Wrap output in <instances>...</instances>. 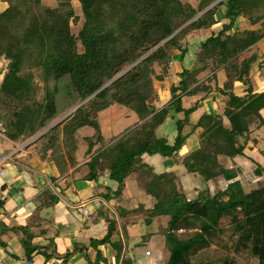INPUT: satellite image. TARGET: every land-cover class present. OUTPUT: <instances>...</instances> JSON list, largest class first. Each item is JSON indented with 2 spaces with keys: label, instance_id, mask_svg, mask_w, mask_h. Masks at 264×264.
Wrapping results in <instances>:
<instances>
[{
  "label": "trees",
  "instance_id": "trees-1",
  "mask_svg": "<svg viewBox=\"0 0 264 264\" xmlns=\"http://www.w3.org/2000/svg\"><path fill=\"white\" fill-rule=\"evenodd\" d=\"M74 1L81 4L85 19L77 36L72 33L70 24L71 20H78L72 5ZM198 1V6L194 7L182 0H57L55 7H48L41 0H5L8 7L0 13V56L5 53L11 62L2 91L7 98L19 102L27 100L33 91V77L31 73L23 75L22 71L27 67L42 70L44 81L50 80L54 84L52 89L47 87L46 109L41 110V122L39 118L35 120L44 129L51 125L48 121L57 114L56 93L61 88L60 81L62 83L67 76L80 101L93 96L89 106L95 111L105 110L113 103L127 106L138 115L140 120L136 126L140 127V132L132 140L104 150L102 170L107 168L110 178L118 182L115 194L121 192L128 176L138 174L150 206L139 207L135 213L147 214L148 221L157 217L168 219L163 230L164 250L168 255L165 264H193L192 254L208 248L211 236L228 226L234 230L231 239L235 255L223 264H250L252 261L264 264V186L247 191L238 178L241 171L220 165L211 153L209 141V137L223 138L222 143L213 139V142L217 141L213 147L219 154L232 159L244 154L251 130L264 127V91L254 93L250 81V67L255 57L242 59L264 34L260 31L232 33L241 17L252 24L262 19L259 14L264 10V0ZM221 7L226 8L225 16L229 22L223 24L216 35L213 32L206 39L190 38L194 33L211 30L218 24L216 14ZM79 42L83 52L79 51ZM175 52L181 53V80L179 85L172 87L170 102L157 109L147 101L155 93L154 80L164 81L170 75ZM188 56L196 58L193 68L187 63ZM156 63L162 66V74L155 71ZM207 68L212 70L206 77L208 82L216 79L218 70H224L225 87L215 89L226 94L229 100L223 115L205 113L199 118L194 129H202L199 138L203 144L199 150L185 156L181 164L187 172L198 173L206 183L219 176L231 182L215 194L207 188L189 198L176 173L156 174L152 167L143 163L142 157L144 154L158 155L179 163L177 157L187 139L184 128L201 103L197 100L186 109L183 96H207L213 91L208 82L198 78ZM236 81L246 87V95L233 93L230 87ZM64 95L68 98L66 91ZM28 111L33 113L31 109L23 108L18 115L13 123L16 131L8 136L10 139L18 140L24 136L22 121ZM83 111L80 107L68 118L64 141L72 139V131L89 124L85 115L79 124L76 122V117ZM224 117L229 120V128L224 127ZM168 118L176 133L174 142L160 136V129ZM35 121L30 123L32 133L38 130ZM60 124L34 142L43 144L40 153L56 147L58 134L50 137L48 143L44 140L51 132H60ZM204 138H208L207 141ZM202 157L209 158L202 160ZM255 173H261L260 166ZM117 213L123 217L125 212L122 209ZM115 224V221L110 222L108 235L102 243L110 241ZM192 229L197 231L191 237L178 235L180 230ZM119 244L122 252L123 245ZM125 262L123 259V264Z\"/></svg>",
  "mask_w": 264,
  "mask_h": 264
},
{
  "label": "crops",
  "instance_id": "crops-1",
  "mask_svg": "<svg viewBox=\"0 0 264 264\" xmlns=\"http://www.w3.org/2000/svg\"><path fill=\"white\" fill-rule=\"evenodd\" d=\"M225 14V7L218 9L216 19L219 23L213 26L209 32H218L223 24L229 22ZM244 31H260L264 34V26L262 21L252 24L247 18L241 17L237 20L232 33ZM194 35L196 36L197 32L190 38L195 37ZM263 47L264 38L242 56V59L246 55L247 58L255 57V61L250 67V78L255 80L254 93L264 91V79L260 78L264 70V51L261 50ZM179 53L175 52L173 58L179 56ZM190 58L191 56L187 58L189 62H191ZM194 64L196 65V63ZM179 73H176L178 82L181 80ZM215 75L216 79H212L215 81L214 91L207 96H183L184 108H187V104H195L196 100H201L199 108L204 110L201 112L198 108L190 116L189 124L184 128V135L187 139L184 148L177 157L179 163L173 158H163L158 155L144 154L142 157L143 163L152 167L156 174L176 173L186 194H195L196 192V195H191V198L197 196L200 187H196L188 179L184 185L183 179L185 176H189L186 175L189 172L185 171L186 168L181 163L185 156L193 153L195 149H199L200 144L197 138L200 134L198 131L201 130L202 132V129H194V125L205 113L218 115L219 109L222 114L224 106L229 100L226 94L215 89L216 87L219 89L225 87L226 75L224 70H218ZM202 79L200 80H207L206 78ZM230 88L236 96L247 94L246 87L241 82H234ZM180 116L182 117L181 114ZM223 122L225 127L229 128L230 123L226 117L223 118ZM262 129L253 128L251 130V133L255 131L257 135L252 138L250 133L247 147L251 148H246L244 154L232 159L224 155L219 156V159L227 157L226 159L231 164L227 166L228 168H237L241 171L238 178L243 186L241 176L248 174L243 172L246 167L251 168L253 176L262 182L261 188L264 186V167L261 163L263 157L260 155V151L264 154ZM160 130L161 137H167L171 142H174L176 133L171 127L169 118ZM0 136L4 139V141L1 140L3 142H0V264H123V259H126L125 264L166 263L168 255L164 250L165 236L163 230L165 224L162 219L166 217L154 218H161L159 229L160 231L163 230L154 236H159L163 240L159 246L162 247L160 248L161 252L156 253L148 248L142 253L129 246L126 231L128 230V234H132L133 226L137 223H134L130 218L139 207L149 208L150 206L146 192L139 184L137 173L128 176V182L126 180V184L123 183L121 192L115 194L119 184L110 178L109 170L107 168L102 170L97 178L92 179L91 169L88 167L90 157L87 159L78 157L80 148L70 146L73 145L71 139L65 151L71 152L72 157L67 154L66 157H50V151L47 153V157H41L42 143L25 141L24 145L16 148L20 139L12 140L1 132ZM59 142L65 146L62 140ZM15 151L17 152L8 160L1 159V156L10 155ZM222 166L225 167L224 164ZM258 166L261 167V173L256 175ZM227 182L228 185L231 181ZM205 184L207 183L205 182ZM122 209L125 212L123 214L124 219H128L126 229L122 221L123 217L117 213L118 210L122 212ZM111 221L116 222L115 230L111 234L110 241L102 243L108 235ZM156 222L158 221L156 220ZM140 237L144 236L138 233L136 238L139 239ZM154 237L147 238L149 243ZM119 243L123 245L122 252L119 251Z\"/></svg>",
  "mask_w": 264,
  "mask_h": 264
},
{
  "label": "rangeland",
  "instance_id": "rangeland-1",
  "mask_svg": "<svg viewBox=\"0 0 264 264\" xmlns=\"http://www.w3.org/2000/svg\"><path fill=\"white\" fill-rule=\"evenodd\" d=\"M41 1H42V4L44 6L55 7L57 5V0H41ZM182 2L183 3L189 2L194 7H197L198 3H199L198 0H182ZM72 5H73L74 10H75L74 11L75 15L78 17V20L77 21L71 20L70 24H71L72 33L77 36L83 27L85 19H84L83 12L81 9V4L78 1H74V2H72ZM7 7H8V4L5 2V0H0V13L3 12ZM263 12H264V10L260 11L259 15H261L262 19L258 20L257 23L262 21V25L264 26V17H263L264 13ZM209 31L210 30L197 32L196 36L199 40H200V37H204V38L210 37L213 32H209ZM260 31H262V30H260ZM216 34H217V32L214 33V35H216ZM78 45H79L78 46L79 51L83 52V47H82L80 42L78 43ZM193 48L196 49L195 46ZM261 50L264 51V47ZM198 51H199V48H198ZM4 54H2V55H4ZM174 55H175V53L173 54V57H174ZM247 57L248 56L246 55L243 58H247ZM194 58L195 57H193V59H192V57H191L190 58L191 62H189V61L187 62L191 66V68L194 67L193 66ZM181 63H182L181 53H179V56L177 55L175 58H173V61L170 65V69H171L170 73H169L170 75L168 77H166L164 81H159L156 79L154 80L155 93L147 101L149 105L154 106V107H158L157 109H161V107H163L164 105H167V103L170 101V99L172 97L171 85L173 84L174 87L179 85V82H178L179 79H178L176 73H179L182 71ZM212 63L213 62H211L210 64H212ZM261 63H263V62H261ZM203 66H205V64ZM260 67H261V65H260ZM28 68L29 67H27L25 70L22 71L23 75H27V74L31 73V75L33 77V79H32L33 80L32 81L33 91L31 92V95L27 100H24L23 102H19V101H16L14 99L7 98L4 94V92L0 89V132L7 137L10 134H12L13 132H15L16 129L13 126V123H16V121L18 119V115L21 113L23 108H29L32 110L33 113L31 114V112L28 111V114H26L27 116L26 117L24 116L25 118L22 121V125L24 127L23 130L25 131L24 132L25 137L23 136L20 138V142L16 148H20L22 145H24L25 141L30 142L33 140V143H34L36 140L35 138L37 136H39L42 133L45 134V131L48 132L54 126L61 123L60 124V126H61L60 132L59 131L57 132V130L54 132H51L49 135H47L48 137L44 140V141H46V143H48V141L51 140L50 137H54L55 135H57V134L59 135V133H60L59 137L57 135V138H58V139L56 138L57 141H55L56 147L54 146V149L46 150V151L42 152L40 155H41V157H47V153L50 151L51 152L50 157L51 156L52 157H66L67 155L69 157H72L71 152L68 153L65 151V148L67 147V142L69 144V141H64V138H65L64 128L66 127V122L69 121L68 118L70 116L73 117V115L76 114L77 110L80 107H82L84 109V111L80 115L81 117L79 115L76 117V122L79 124L82 121L81 118H83V115H85V119L88 120L89 124L87 126H84V127L77 129L76 131H72L71 141H73V145H70V146L76 147L77 149L80 148L78 151V154H77L78 157H81V158L85 157V159H87V157H90V163L88 165V167L91 169L90 174H91V177L93 176L94 178H97L98 175H100V172H102V160L104 159V157H102L103 151L106 150L107 148L115 146L119 142L124 143L131 138L133 139L134 136H136V134H138L140 132V127L136 126V124L139 123V120H140L138 115L136 114V112H134L133 110H131L127 106L121 105L118 103H113L109 108H107L105 110L95 111L93 109V107L91 108L89 106V101L91 100V98L93 96L87 98L84 101H80L81 100L80 97H78L77 93H75V91H74V86H73L71 79L69 78V76H67L65 78V80H63L62 83L60 81V87L61 88L56 93V99L55 100H56V106H57V114L55 115V117H53L51 120L48 121L49 123L47 122L48 124H51V125L44 129V127L40 126L39 123H37L35 120L37 118H39V121L41 122V118L43 116L42 115L40 117L41 110L45 111V109H46V107L44 108V106L46 104V98L45 97H46V93H47V87L49 89H52L54 84H52V82L50 80L48 82L44 81L42 70H40V69H28ZM154 69L158 74H162V66H160L158 63H156L154 65ZM262 72L263 73H262V76L260 78L264 79V70ZM211 73H212V70L211 69L209 70L207 68L205 71H203L199 75L198 78L199 79H202L203 77L206 78ZM250 81H251L252 87L254 89L255 80H253L251 78ZM205 82L207 83L208 81L206 80ZM218 84H219V82H218ZM207 85H209V87H211V89L214 91V85H215L214 80H212V81L210 80ZM65 91L68 95V98L64 95ZM195 95H197V94H195ZM195 95H192V97H194ZM204 96H206V95H204ZM195 100H196V98H195ZM192 105H194V104H187L186 109L190 108ZM41 106H43V107H41ZM199 110H201V112H203L204 109H202L200 107ZM220 112L218 109L217 113L219 115H223V113L221 114ZM33 121H35L34 125H36L38 130L36 132L32 133L30 131L31 130L30 129V123ZM91 123H93V125H91ZM224 127H225V125H224ZM262 130H263V133H261V136L264 137V127ZM198 132L200 134L201 130H199ZM255 135H257V133H255V131H253L251 133V137L253 138ZM215 138H217L219 142H221V143L223 142V138L216 137V136L214 138L209 137L210 150H212L211 153L213 155L215 154L219 164L222 163L225 165V167H227V166L231 165L230 161L228 159H226L228 156L226 158L221 157L222 159L221 158L219 159V156L221 154H219L220 152L217 148L213 147L215 143L217 144V141L214 140L215 142H213V139H215ZM197 139H198V142L200 144L199 145V149H200V146H201V144H203V142H200L199 138H197ZM207 139L208 138H204V141H207ZM1 140L4 141V139L0 136V142H3ZM58 140L59 141L62 140V142L65 144V146L62 145L60 142H58ZM240 143H241V141H240ZM204 144H206V143H204ZM247 148L249 149L251 147H247ZM253 148H254V146H253ZM11 149H13V147H11ZM19 150H21V149H19ZM196 151L197 150L195 149V151H193V153ZM244 153H245V151H244ZM205 154L208 155L207 151ZM260 155H261V157L264 158V154L262 151H260ZM208 158L209 157H202V160H205ZM212 158H215V157H212ZM263 158H261L262 159L261 163L264 167V159ZM222 164H220V165H222ZM92 169H93V172H92ZM228 169H230V168H228ZM185 171H186V169H185ZM244 171L248 174L246 175L244 173L245 175L241 176V179H243V184H244L246 190L252 191L254 189L261 188L262 182L257 177L253 176V174H252L253 171L251 170V168L246 167V168H244L243 172ZM183 174H184V172H183ZM186 175H189V176H185V178L183 179L184 185L186 184V180L188 179V180H191V182L194 183L196 187H198V186L200 187V188H198L199 189L198 191L209 188L212 194H215L218 191L225 189V186L228 183L224 177H220V176L218 178L210 181L209 183L205 184L204 180L201 178V176L198 173H189ZM126 180L128 182V179H126ZM126 180L124 181L125 184H126ZM191 195L195 196L196 192H195V194H193V193L187 194V197L191 198L192 197ZM107 198H108V196H107ZM130 219H132V221L134 223L135 222H137V223H135L136 225L133 226L134 228H133L132 234L131 233L128 234L127 233L128 230L126 231V234H127L126 236L128 238V241H129V246L132 247L133 250L136 249V250H139V252L141 251L142 253H144L145 250L148 248L150 250L156 252V253L161 252L160 248H162V247H159V246L162 244L163 240L159 236L154 237L155 234H157L163 230V229H161V231H160V229H159L160 225H161V218L151 219L148 221L147 214H145V213L141 214V213L137 212V213H133V215ZM162 219H163V223L165 224L164 225V228H165L168 219L167 218H162ZM156 220L158 222H156ZM122 221L124 223V228L126 229V223L128 222V219H124V217H123ZM151 223H153V224L150 225ZM149 226H152V227L149 228ZM196 231H197L196 229L180 230L178 232V235L181 238H188V237H191L194 233H196ZM233 232H234L233 228L229 227V226L223 232H215L210 238L211 245L208 248L202 249L199 252L192 254V256H191L192 263L193 264H223L224 260L232 259L235 255V246L233 244V240L231 239ZM138 233H140L144 237H140L139 239H137L136 237L138 236ZM149 237L150 238L154 237L150 243L147 239ZM139 256H141V254H139ZM141 259H142V257H141ZM250 264H257V261H252Z\"/></svg>",
  "mask_w": 264,
  "mask_h": 264
},
{
  "label": "water",
  "instance_id": "water-1",
  "mask_svg": "<svg viewBox=\"0 0 264 264\" xmlns=\"http://www.w3.org/2000/svg\"><path fill=\"white\" fill-rule=\"evenodd\" d=\"M11 60L6 58V54L2 55L0 57V89L2 90V85L4 83L6 74L9 71V65H10ZM52 128V127H51ZM47 131H45L46 133ZM44 133L40 134L39 136H37L35 139L39 138L40 136H42Z\"/></svg>",
  "mask_w": 264,
  "mask_h": 264
},
{
  "label": "built area",
  "instance_id": "built-area-1",
  "mask_svg": "<svg viewBox=\"0 0 264 264\" xmlns=\"http://www.w3.org/2000/svg\"><path fill=\"white\" fill-rule=\"evenodd\" d=\"M17 151H15V152H13V153H11L10 155H5V156H1L2 158V160H8L9 159V157H11L13 154H15Z\"/></svg>",
  "mask_w": 264,
  "mask_h": 264
},
{
  "label": "clouds",
  "instance_id": "clouds-1",
  "mask_svg": "<svg viewBox=\"0 0 264 264\" xmlns=\"http://www.w3.org/2000/svg\"><path fill=\"white\" fill-rule=\"evenodd\" d=\"M37 139H38V138H37ZM37 139H36V140H37ZM36 140H35V141H36ZM29 143H33V140H32V141H30Z\"/></svg>",
  "mask_w": 264,
  "mask_h": 264
}]
</instances>
